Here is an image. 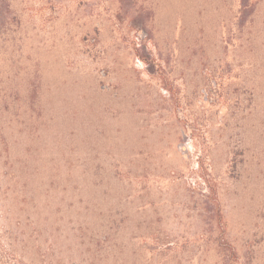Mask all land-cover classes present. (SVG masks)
<instances>
[{
  "label": "rangeland",
  "instance_id": "1",
  "mask_svg": "<svg viewBox=\"0 0 264 264\" xmlns=\"http://www.w3.org/2000/svg\"><path fill=\"white\" fill-rule=\"evenodd\" d=\"M0 241L264 264V0H0Z\"/></svg>",
  "mask_w": 264,
  "mask_h": 264
},
{
  "label": "trees",
  "instance_id": "2",
  "mask_svg": "<svg viewBox=\"0 0 264 264\" xmlns=\"http://www.w3.org/2000/svg\"><path fill=\"white\" fill-rule=\"evenodd\" d=\"M0 264H22L12 245H3L0 241Z\"/></svg>",
  "mask_w": 264,
  "mask_h": 264
}]
</instances>
